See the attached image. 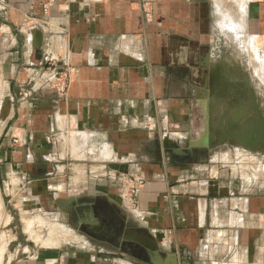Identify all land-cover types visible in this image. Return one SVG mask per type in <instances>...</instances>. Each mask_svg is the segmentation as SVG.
Wrapping results in <instances>:
<instances>
[{"label": "crops", "instance_id": "crops-1", "mask_svg": "<svg viewBox=\"0 0 264 264\" xmlns=\"http://www.w3.org/2000/svg\"><path fill=\"white\" fill-rule=\"evenodd\" d=\"M218 15L233 18L230 31ZM225 35L251 36L248 53L253 39L264 42V0H0V196L12 194V179L49 190L77 174L84 195L106 190L114 173L139 177L140 237L187 250L189 264L249 252L241 231L257 228L264 198L220 202L224 185L205 163L172 165L161 151L165 131L179 145L198 140L192 120L182 123L202 111L189 54L231 50ZM230 210L239 218H226ZM68 255L6 264H65Z\"/></svg>", "mask_w": 264, "mask_h": 264}, {"label": "rangeland", "instance_id": "rangeland-1", "mask_svg": "<svg viewBox=\"0 0 264 264\" xmlns=\"http://www.w3.org/2000/svg\"><path fill=\"white\" fill-rule=\"evenodd\" d=\"M226 4L227 6L232 5L230 2ZM217 12L229 15L223 9H219ZM218 17L217 23L224 28L229 29V27L234 25L233 18L221 15H218ZM242 19L240 18L238 22H241ZM225 37L231 42L230 35H225ZM248 37L252 38L251 36H247L244 42L243 40H240V43L238 41L242 48H236V50L239 51L247 67L257 93L260 96H264V42L259 39H253L251 46H253L254 50L248 53L245 46V41ZM204 39L207 42L208 36L205 35ZM217 50V48H210L209 52L212 55H216ZM203 52L201 56L208 53L206 48H204ZM188 100L186 98V104ZM197 112L198 109L193 110L191 118L186 115L185 120L182 122L187 126V123L192 120L193 129L190 132V136L193 139L197 134L201 133L202 129L203 118ZM202 163H205L206 167L211 169L209 170V173L211 172L209 175L213 178L212 180H217V182L224 185L218 198L220 202L227 203V201H231L232 206H235L237 199H241V202L247 203L248 197L254 198V194L258 199L259 197L264 198V166H260L264 164V157L241 150L240 148L221 146L213 148L209 156ZM258 176L259 179L256 180ZM111 178L112 181L106 180L108 185L106 190H94L102 193V195L97 196L96 203L98 200L107 203L104 207L107 211L104 213L107 214L108 212L110 217L107 214L109 218H107L106 223H108L112 230L116 226L117 230L120 231L121 237L123 232L132 230H136L139 236H147L145 230L134 228L136 226L135 219L138 214L131 206L130 195L124 196L121 194L124 182L121 180L120 175L114 173ZM11 181L9 188L12 190V194L8 196H3L2 194L0 196V249L3 248L0 251V264H6L14 259H27L34 256L37 252H48L51 250L69 254L65 260V264H141L138 259L127 252L110 248L103 241L96 240L89 233L79 230L78 226L72 221L68 222V213L60 209L57 200L81 195L80 189L84 184L77 174H70L65 179L63 183L65 187L60 183H52L53 188L49 190L46 188L34 190L33 186H30V188L26 186L23 189L22 185H18L17 181L14 179ZM228 187L233 188L230 190L231 192L228 190ZM263 200H260V202H263ZM108 204L110 206L116 204L118 209L114 207L116 211L114 208V210H111V207L107 206ZM221 207L222 209H226L227 206L223 205ZM87 209L88 207L80 208L78 212H85ZM262 212L257 216L256 223L258 226L256 229L252 228L249 231L246 228L241 231V234L246 235L247 241L251 243L248 244L250 247L249 252H245L239 248L235 252L234 249L236 248L234 247L224 264H264V212ZM225 217L231 219L239 218L236 210H230V216L226 215ZM26 225L29 228L25 227ZM25 228L31 229L30 231L32 232L30 233ZM32 237L33 239L36 238L35 241ZM121 237L118 238L121 239ZM50 238L52 240L54 238L58 239L57 241L56 239L51 241ZM54 242L57 243L54 244Z\"/></svg>", "mask_w": 264, "mask_h": 264}, {"label": "water", "instance_id": "water-1", "mask_svg": "<svg viewBox=\"0 0 264 264\" xmlns=\"http://www.w3.org/2000/svg\"><path fill=\"white\" fill-rule=\"evenodd\" d=\"M227 41L225 37L223 43L233 46L231 50L227 46L219 48L216 55L208 52L196 62L202 71L198 92L203 131L194 141L178 137L186 142L184 146L191 153L194 149L208 152L213 142L215 146L224 142L249 144L259 141L264 144V96L257 93L247 67L236 50L242 48L238 40ZM162 145L165 149L180 147L167 131L163 132ZM99 195L102 193L70 196L58 199L57 203L71 218L80 208L93 206ZM124 238L143 246L139 259L141 264H168V261L171 264H189L187 250L180 251V256L173 245L169 251H164L149 238L139 237L135 232L125 234Z\"/></svg>", "mask_w": 264, "mask_h": 264}, {"label": "flooded vegetation", "instance_id": "flooded-vegetation-1", "mask_svg": "<svg viewBox=\"0 0 264 264\" xmlns=\"http://www.w3.org/2000/svg\"><path fill=\"white\" fill-rule=\"evenodd\" d=\"M204 48H198V49H192L189 54V58L192 62V66H194V69L188 70L189 77L191 78L194 85H196L197 88L200 87V84L202 83V71L201 68L196 64V62L199 61V57L204 53ZM233 147V148H240L241 150L249 151L252 153H255L257 155H260L264 157V144L258 142L255 143H239L234 142V144H230L228 142H224L223 144L219 146H215L214 142L212 143V148L208 149V152L204 151H197L196 149L193 150V152H189L186 146L180 145L178 148H163V145H161V151L166 154L169 161L172 165L177 166H186L190 165L191 163H197V162H203L205 159L209 156L211 150L215 147ZM154 152H156V149H154ZM260 166H264V164H261ZM255 177V176H254ZM259 179V176L256 180ZM255 180V179H253ZM255 180V181H256ZM101 200H98L97 203H95L93 206L88 207L87 211H80L69 218L67 216L68 222H73L75 225L78 226L79 230L89 233L93 238L99 241H103L106 243L110 248L115 250H121L122 252H127L128 254L132 255L136 259H140V256L142 255V245H139L136 242H131L129 240H125L124 235H132V233H136L137 236H139L138 232L136 230L132 231H125L122 233V237L120 236V231L117 230V227L114 226V229L110 228L108 223H106L107 218L110 217V214L107 212L109 217L107 216L104 207L106 206ZM110 206L109 204L107 205ZM113 206V207H112ZM111 210H114L118 206L112 205ZM115 207V208H114ZM114 208V209H113ZM118 209V208H117ZM116 211V209H115ZM127 227V226H126ZM118 237H121L119 239ZM140 237V236H139ZM119 239V240H118ZM172 247V243L168 244L167 247L160 246V248L164 251H169ZM127 249L129 251H127ZM140 261V260H139ZM171 264V263H170Z\"/></svg>", "mask_w": 264, "mask_h": 264}, {"label": "built area", "instance_id": "built-area-1", "mask_svg": "<svg viewBox=\"0 0 264 264\" xmlns=\"http://www.w3.org/2000/svg\"><path fill=\"white\" fill-rule=\"evenodd\" d=\"M120 177L121 180L124 182V185L122 186L121 194L124 196L130 195L131 206L132 208L137 210L138 204L135 197L137 196L139 188L143 185L144 180L139 177L129 178L125 174H120Z\"/></svg>", "mask_w": 264, "mask_h": 264}, {"label": "bare ground", "instance_id": "bare-ground-1", "mask_svg": "<svg viewBox=\"0 0 264 264\" xmlns=\"http://www.w3.org/2000/svg\"><path fill=\"white\" fill-rule=\"evenodd\" d=\"M217 24H218V23H217ZM218 26H219L220 28H224V27H223L222 25H220V24H218ZM225 29L228 30V31H230L228 28H225ZM232 32H234V31H232ZM234 36L238 38L240 35L237 34V32H234ZM244 49H245V48H244ZM245 51H246V50H245ZM92 193H93V194H97L98 192L95 191V192H92ZM1 211H2V210H1ZM27 222H28V221H27ZM28 223H29V222H28ZM26 224H27V223H26ZM31 224H32V223H31ZM29 225H30V224H29ZM30 226H31V225H30ZM25 227H28V226L26 225ZM28 228H29V227H28ZM28 228H25V230L27 229V230L30 231L31 229H28ZM31 232H32V231H30V233H31ZM34 234H35V233H34ZM28 235H29V234H28ZM31 235H32V234H31ZM54 235H55V234H54ZM55 236H56V235H55ZM29 237L31 238V236H29ZM5 239H6V238H5ZM32 239H33V237H32ZM35 239H36V238H35ZM35 239H33V240L35 241ZM50 239H51V238H50ZM54 239H56V241H57L58 238H54ZM54 239H53V240H54ZM0 240H1V239H0ZM53 240L51 239V241H53ZM59 240H60V239H59ZM40 241H42V240H40ZM59 242H60V241H59ZM59 242H58V243H59ZM5 243H6V242H5ZM44 243H45V242H44ZM52 243H53V242H52ZM55 243H57V242H54V244H55ZM39 244H40V243H39ZM59 244H60V243H59ZM1 249H3V248H1ZM1 249H0V251H2ZM0 254H1V253H0ZM169 260H170V259H169ZM170 263H171V261H170V262L168 261V264H170Z\"/></svg>", "mask_w": 264, "mask_h": 264}]
</instances>
